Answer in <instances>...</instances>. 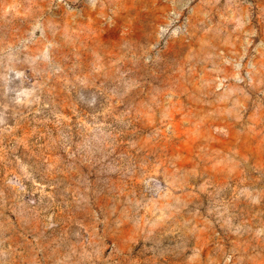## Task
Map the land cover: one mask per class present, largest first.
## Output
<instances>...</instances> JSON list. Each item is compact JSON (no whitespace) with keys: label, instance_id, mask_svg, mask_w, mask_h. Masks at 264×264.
<instances>
[{"label":"rangeland","instance_id":"rangeland-1","mask_svg":"<svg viewBox=\"0 0 264 264\" xmlns=\"http://www.w3.org/2000/svg\"><path fill=\"white\" fill-rule=\"evenodd\" d=\"M0 264H264V0H0Z\"/></svg>","mask_w":264,"mask_h":264}]
</instances>
